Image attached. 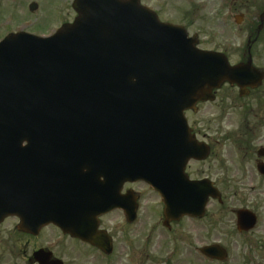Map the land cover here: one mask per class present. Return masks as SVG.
<instances>
[{"label":"water","instance_id":"obj_1","mask_svg":"<svg viewBox=\"0 0 264 264\" xmlns=\"http://www.w3.org/2000/svg\"><path fill=\"white\" fill-rule=\"evenodd\" d=\"M74 8L78 13L83 9L84 16L77 18L68 29L60 30L55 38L47 39L44 43L36 38H25L23 41L15 39L17 41L8 44L7 42L19 37L11 36L5 43L0 44V137L9 138L17 129V135L30 134L37 138L64 133L69 138L81 133L86 119L92 116L94 125L92 134L96 135L92 141L99 152L96 158L107 165L108 157L105 153L111 143L113 149L130 155L132 179H145L154 189H158L154 178L156 157L151 150L142 148L133 154L129 153L122 141L115 139V134H126L127 126L132 124L141 126L143 134H156L154 112L160 100L178 103L177 107L171 108H179L178 111L182 112L189 107V105L183 107V103L205 100L206 85L213 86L225 79L229 80L232 75L234 79H239L244 75V68L229 67L224 57L218 54L198 53L192 49V43L181 45L178 41L165 37L164 42L168 44H157L155 35L169 31V27L164 30L155 29L159 28L156 26H167L155 24L156 26L152 25L154 28H151L147 20L142 18L130 21L131 10L139 9L133 0L127 4L117 3L116 0H76ZM117 14H120L119 20L115 22L103 20L102 24L98 25L96 33L92 31V34L82 36L84 26L88 29L95 20L100 21L102 16L107 18ZM139 23L147 25L144 27L147 35L142 29L143 25ZM101 26L109 28L111 34ZM77 30L79 34L70 37ZM107 35H112L113 38L111 36L108 38ZM139 43H142V46L144 44L151 52L140 55ZM38 45L41 49L37 52ZM124 46L125 53H121L119 48ZM171 47L176 49L168 53L167 48ZM183 48L186 49L185 52H181ZM160 50L162 53L158 52ZM131 56L133 59L124 60ZM30 58L37 65L48 63L43 69L44 73L55 80V83L49 86L55 99L54 118L51 120L47 118L36 121L37 117L32 116L31 121H26L17 115L16 120H13L10 108L4 100L5 92L12 88L9 93L11 97L19 90L17 76L12 77V73L8 71L5 77H2L1 69L4 64L12 65L18 62L24 64ZM150 61L153 63H149ZM180 64L182 67L177 68ZM174 68H177L173 72L175 76L172 75ZM35 96L36 103L45 104L40 96ZM20 99L26 100L27 96L24 95ZM131 109L143 111L140 115H135L129 111ZM109 110L116 112L111 113L115 130L110 124ZM18 113L20 115L19 111ZM23 139L29 140L27 136ZM178 140L180 141V138ZM196 155L197 150L191 148L187 158H197ZM208 197L219 196L215 190L201 183L181 182L179 178L172 191L164 195V225L184 215L201 217ZM40 198L45 200L44 206L51 207V213H57L58 211L54 209L59 210L58 207L61 205L63 212L68 200L67 196L54 195H43ZM16 209L10 207L9 210L14 214ZM238 218L239 229L248 230L255 223L254 217L244 212H239ZM39 220L37 218L35 222L38 223ZM76 220H78L76 216L66 220L46 216L39 224L53 223L64 232L81 235L85 227ZM97 246L101 247V244ZM199 251L211 259L226 258V252L218 245L206 246Z\"/></svg>","mask_w":264,"mask_h":264},{"label":"flooded vegetation","instance_id":"obj_2","mask_svg":"<svg viewBox=\"0 0 264 264\" xmlns=\"http://www.w3.org/2000/svg\"><path fill=\"white\" fill-rule=\"evenodd\" d=\"M236 3L235 8H227L223 12V18L220 17L223 20L222 29L219 35L213 33L208 49L223 53L230 65L249 63L254 70L262 73V80L256 86L252 83L255 78L240 81L239 85L225 82L209 90L207 101L197 103L195 112L184 113L191 134L198 142L203 143L205 158L202 161L188 160L183 171L190 180L212 181L220 192L230 185L236 188L264 189V0H238ZM2 5L11 11L0 15V26L6 19L10 20V24L6 26L17 24L18 0H0V6ZM12 30L8 32H13ZM236 109L240 110L243 117L234 121L230 114L224 115L225 110ZM200 111H203L202 126H199L198 119L191 117V114ZM226 141H231L232 145L223 153ZM233 157L236 168L230 175H226V159ZM195 166L201 168V172L196 171L198 168ZM167 183H172L171 178L167 179ZM131 190L135 192L133 195ZM146 191L152 193L141 182H124L119 188L118 195L129 206L131 197L137 198V218L143 208L142 198ZM153 194L156 196L159 220L162 221V198L159 193ZM225 201L227 199L223 196L218 205L222 206ZM106 216L114 218L108 228L103 223ZM0 217V264H95L100 259L116 256L114 234L119 232L123 235L131 225L120 209H114L98 218V229L106 230L112 239V253L106 256L98 248L64 234L54 225H21L19 217L7 214L1 216V213ZM117 220L119 222L115 223ZM67 242L75 246L71 250L70 262L65 261L62 255ZM125 246L129 249L130 245Z\"/></svg>","mask_w":264,"mask_h":264},{"label":"rangeland","instance_id":"obj_3","mask_svg":"<svg viewBox=\"0 0 264 264\" xmlns=\"http://www.w3.org/2000/svg\"><path fill=\"white\" fill-rule=\"evenodd\" d=\"M60 1L56 0L53 6L48 8V11L42 13L44 6H41L40 9L33 12L34 17L31 19L34 25L32 29L47 32L53 27H57L59 21L62 23L71 22L75 16L70 5L72 1L62 0V4L59 5ZM142 1L153 3V0ZM156 1L163 3L161 0ZM233 1L223 0L221 4L226 9L235 8L234 5L237 4L236 1L238 0H235L234 3ZM47 3L52 5L49 0ZM212 4L215 5L209 11V6L211 7ZM217 4L220 5L219 0H193L194 11L191 14H170L173 9L168 6L167 10L170 13L163 14V19L182 22L189 35L197 34L199 47L203 48L206 46L205 33L210 28L209 35H211L213 28L211 27L212 24H208L207 19L202 17L208 15L220 17ZM204 7L206 8L203 9ZM10 11V8L0 6V15ZM41 13L42 18L39 19ZM33 15L19 8L17 16L18 19H27ZM53 23L56 25H52ZM206 27L208 28L206 29ZM215 33L219 35V30H215ZM212 113L215 114V111ZM225 113L230 114V118L234 121L239 118V115L243 117L239 109L235 111L225 110L224 115ZM191 117L198 119L200 121L199 126H202L203 111L191 114ZM231 145V141H226L222 148L223 153L229 150ZM234 157L230 160L226 159V175H230L236 168ZM195 168H198L196 171L201 172V168L198 166ZM222 194L227 199L222 206L211 201L207 206V214L202 219L184 218L172 224L171 229L167 230L163 228L159 220V213L155 205L156 196L146 191L142 198L143 208L140 210L135 223L131 224L123 235L119 232L114 234L115 246L117 247L116 256L98 261L95 264H264V189L236 188L230 185L222 189ZM240 207L253 210L258 217L254 229L242 235L236 233L234 228L235 217L231 213L233 209ZM113 219V217L106 216L103 222L104 227H110ZM118 222L119 220L115 223ZM214 242L220 243L227 249L228 260L226 262L210 263L197 253V248ZM125 245H130L129 249H126ZM74 248L75 246L70 245L69 242L66 243L62 251L65 261L70 262L72 260L71 250Z\"/></svg>","mask_w":264,"mask_h":264},{"label":"bare ground","instance_id":"obj_4","mask_svg":"<svg viewBox=\"0 0 264 264\" xmlns=\"http://www.w3.org/2000/svg\"><path fill=\"white\" fill-rule=\"evenodd\" d=\"M140 44V46L142 47V43H139ZM128 56V55H127ZM131 59H133V57L131 56V57H129V58H127V59H125V60H131ZM65 71V70H64ZM91 72V71H90ZM89 73V72H88ZM47 82H49L48 83V87L49 86H51V85H53L54 83H55V80L52 78V77H48L47 78V80H46ZM63 99H65V98H63ZM51 100V99H50ZM63 103H65V102H63ZM155 112H157V109H156V111ZM101 196H103L104 195V192L103 191H100V192H98Z\"/></svg>","mask_w":264,"mask_h":264}]
</instances>
